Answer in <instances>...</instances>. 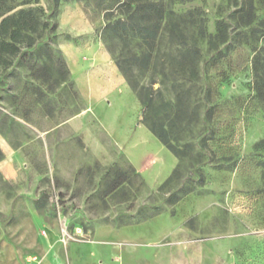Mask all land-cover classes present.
<instances>
[{"label":"rangeland","instance_id":"374dc122","mask_svg":"<svg viewBox=\"0 0 264 264\" xmlns=\"http://www.w3.org/2000/svg\"><path fill=\"white\" fill-rule=\"evenodd\" d=\"M122 1H12L11 11L36 9L43 26L39 36L32 34V44L26 39L0 63V137L7 143L0 146L6 151L0 148V159L7 155L20 171L16 184L0 177V186L33 190L36 198L48 200L43 208L60 218L63 238L82 240L68 242L71 259L81 250L87 262L94 252L107 254L111 242L132 236L122 229L153 222L159 227L154 240L143 238L132 256L122 252V264H264V104L252 84L253 46L263 39L239 37L250 25L241 28L234 17L245 7L246 23L258 25L262 5L165 0L172 22L162 23L159 48L149 62L145 43L114 23ZM198 18L206 33L215 32L219 19L230 25V42L219 44L223 55L200 35ZM176 24L184 26V36ZM90 38L134 93L132 103L125 98L127 107L100 116L123 122L127 108L135 127L142 122L147 145L155 149L156 141L163 149L143 175L95 115L85 113V101L56 58L65 61L63 44ZM192 45L199 49L194 71L183 57ZM144 126L173 146L177 157Z\"/></svg>","mask_w":264,"mask_h":264},{"label":"crops","instance_id":"0c3cea01","mask_svg":"<svg viewBox=\"0 0 264 264\" xmlns=\"http://www.w3.org/2000/svg\"><path fill=\"white\" fill-rule=\"evenodd\" d=\"M70 31L78 33L77 29L71 28ZM62 46L69 73L85 101V113L90 112L95 115L115 147L143 175L149 165L160 161L162 147L157 145L156 141L152 142L148 132L145 134L146 138L150 140L149 143H153L151 146L155 149L147 145V141L143 139V124L139 116L135 127V119L127 118L129 115L127 108L124 109L123 122L111 115L100 116L102 112L110 114L109 111L116 110L119 106L124 108L127 97L132 100L131 103L133 102V92L127 86L125 78L112 64L103 47L94 43L93 39ZM6 145V141L0 137V146L6 148ZM0 148L4 151L2 147ZM4 153L6 154V151ZM172 159L175 166L177 160L175 157ZM19 175L20 171L15 168L9 157L7 155L1 157V180L16 184ZM44 203L48 205V200L36 198L33 190L11 191L8 187L0 186V264H122L119 258L122 252L126 255H134L137 252V244L143 238L147 241L154 240L152 237L157 234L156 230L159 228L153 222L125 227L122 229L123 234L132 236H124V240L111 242L114 246L107 253L109 259H105L107 254L94 252L98 259L93 255L87 262L82 250L77 251V255L71 259L68 242L79 244L82 240L71 236L63 238L62 232L65 231L60 218L52 217L49 209L43 208ZM74 231H79V227ZM108 232L112 233L113 230L110 229ZM122 243L123 246H116Z\"/></svg>","mask_w":264,"mask_h":264},{"label":"trees","instance_id":"16d2710c","mask_svg":"<svg viewBox=\"0 0 264 264\" xmlns=\"http://www.w3.org/2000/svg\"><path fill=\"white\" fill-rule=\"evenodd\" d=\"M13 0H0V63L6 62V56H12L20 51L21 43L26 39L27 45L34 42L35 37L32 34H40L41 27L43 26L40 17L37 15V11L34 8H20L14 11L16 5L12 3ZM170 2H187L188 0H167ZM260 5L264 9V0H258ZM117 18L114 21L115 25L120 26L124 30V34L127 36L129 32H135L137 38H139L143 43H145V48L147 53L145 57L149 62L152 60L153 53L159 48V32L161 30L162 23L164 20L166 22H172L169 14H173L166 7L165 0H123L116 7ZM191 12V11H190ZM193 14V12H191ZM148 16V17H147ZM234 17L240 20L239 27L250 25L249 30L241 29L237 32L239 37L244 38L248 41V35L259 37L263 39V43L260 46H253L254 56L252 60V70H253V90L255 92V97L258 98L264 104V18L259 20L258 25H251L246 23L247 10L245 7L237 9L234 13ZM197 24L196 27L199 29L200 35L206 37V41L209 45L218 53V55H223L219 50L220 43L230 42L231 31L229 30L230 25L222 19H219L215 26L214 33H206L203 25V20H194ZM168 24V23H167ZM165 25V24H164ZM112 24L108 23L106 28H110ZM174 28L183 36L184 29L179 24H176ZM173 29V30H174ZM260 32V34H258ZM192 50L187 49L183 53V57L188 61V66L191 65L193 71L196 68L197 58L199 54V49L197 46L192 45ZM57 60L65 67V72L69 74L66 61H64L61 55L56 56ZM120 71L123 73V69L119 66ZM126 76V73H125ZM131 87L135 88L131 85ZM150 132H152L157 139L166 146L176 157L177 152L173 146L167 144L166 140L155 131L153 128L147 126ZM176 171V167L170 173L169 178H171L172 173Z\"/></svg>","mask_w":264,"mask_h":264}]
</instances>
